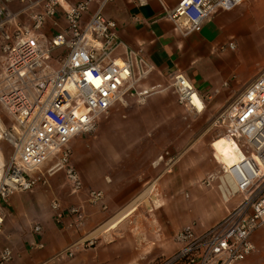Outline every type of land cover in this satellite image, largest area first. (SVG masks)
Returning <instances> with one entry per match:
<instances>
[{
    "label": "built area",
    "instance_id": "1",
    "mask_svg": "<svg viewBox=\"0 0 264 264\" xmlns=\"http://www.w3.org/2000/svg\"><path fill=\"white\" fill-rule=\"evenodd\" d=\"M23 7L13 12L0 4L2 56L0 73V141L11 146L7 160L0 147V207L15 192L32 191L47 185L48 178L41 166L54 160L47 170L51 175L64 172L70 192L84 194L91 205L103 204L104 193L85 189L79 171L71 161V141L79 135H93L99 120L125 96L143 101L160 90V86L138 89L139 83L155 67L141 49L127 47L119 38L117 24L103 15L106 3L113 0H17ZM143 0H139L141 3ZM244 0H178L176 6L165 10V17L173 21L174 29L182 36L201 30L217 9L229 10ZM97 7L88 18L90 6ZM40 10L34 11L35 7ZM33 10V11H32ZM30 11V24H21L18 16ZM62 15L65 26L45 42L37 34L48 19ZM53 25L57 26L55 20ZM13 26L11 30L6 27ZM227 47L236 48L234 41ZM56 50H61L58 67L50 64ZM229 81H224L227 87ZM168 87L179 105L195 115L205 109V96L181 72H172ZM217 92V90L215 91ZM207 98H210L207 96ZM8 120V126L5 122ZM211 128L231 141L238 153V162L229 166L213 153L219 170L209 175L207 185L218 176L225 178V202L238 198V203L214 226L197 231L186 225L175 235L179 250L155 264H237L255 249L252 234L264 231V71L258 74L211 121ZM220 131V132H219ZM212 145V143H211ZM214 151V148H213ZM170 171L175 158L168 151ZM55 221L69 229L85 226L82 206H64L54 197L50 202ZM3 216L0 212V230ZM35 234L42 232L39 223L33 225ZM96 238L87 239L83 247H95ZM40 248V243H34ZM66 249L57 257L72 256ZM13 258L12 249L0 251V264Z\"/></svg>",
    "mask_w": 264,
    "mask_h": 264
},
{
    "label": "crops",
    "instance_id": "2",
    "mask_svg": "<svg viewBox=\"0 0 264 264\" xmlns=\"http://www.w3.org/2000/svg\"><path fill=\"white\" fill-rule=\"evenodd\" d=\"M79 1L68 0V3ZM260 1L264 0H244L232 9H217L200 31L186 36L176 31L173 21L165 17V10L174 8L178 0H143L141 3L139 0H113L105 4L102 13L116 22L120 40L127 47L141 49L155 67L139 83L138 89L159 85L160 90L145 97L143 101L125 96L122 102L114 104L100 118L99 129L95 135L86 139V147L81 141L75 140L76 156L81 157L75 167L80 172L84 188L102 191V203L106 206L91 205L83 193L72 194L67 187L68 203L83 208L84 228H67L65 223L69 217H65L64 224L57 223L50 209L53 198L49 202L45 200V203V196L40 193L29 196L13 193L7 202L1 204L3 226L0 230V251L9 247L13 253V258L5 264H155L179 250L175 235L187 222L178 224L172 203L164 209L156 204L165 173L160 170L153 178L151 168L158 166L160 156L167 147L183 152L180 160L185 158L182 165L190 183H193L194 178L218 173L219 165L211 147L216 157L224 159L227 165L238 162L239 156L231 141L227 144L217 137L212 142L214 130L208 123L264 71V57L256 62L255 67L243 64V59L256 52V46L243 39L236 14L240 5ZM0 4L13 12L23 7L17 0H0ZM96 5L93 3L90 6L86 18L94 12ZM33 10L38 11L40 7ZM29 13L25 11L19 14L21 24H30ZM54 20L57 26L53 25ZM54 20L48 19L38 31L40 41L45 42L64 28L62 15ZM12 27L8 26L5 30L9 31ZM229 41L235 42L234 50L227 47ZM58 51L57 55L61 57V50ZM1 64L0 53V73ZM175 71L183 73L198 92L205 96V109L201 114L195 115L177 103L175 94L168 87L169 76ZM164 81H167L166 86ZM224 81H229L227 87L223 86ZM179 120L188 122L187 132L180 137L178 134L183 130L166 126L167 122L177 123ZM100 133H104L102 140L95 142ZM163 135L170 137L162 144L157 137ZM197 152H203L204 155L199 157ZM151 181L153 187L144 199L151 197L155 188L153 205L150 203L148 209H138L144 199L131 205L151 186L146 187ZM225 183V178L218 176L206 187L208 190L205 188L204 194L193 192L189 195L187 207L200 208L199 211L193 209L190 212L191 218L200 217L201 225L197 231H204L217 224L238 203L231 200L225 202ZM47 185H50L49 180ZM129 205L132 207L124 217L109 229L106 227L89 237ZM36 223L42 226L40 234L32 230ZM90 238H96L98 244L95 247H83L82 243ZM251 241L254 251L237 264H264V231L256 230ZM34 243L42 246L35 247ZM69 248L73 252L72 256L57 257L59 252Z\"/></svg>",
    "mask_w": 264,
    "mask_h": 264
},
{
    "label": "rangeland",
    "instance_id": "3",
    "mask_svg": "<svg viewBox=\"0 0 264 264\" xmlns=\"http://www.w3.org/2000/svg\"><path fill=\"white\" fill-rule=\"evenodd\" d=\"M236 12H237L236 13L237 18L239 19V23H240V28L242 29L243 39L250 41L256 46V52L249 55L247 59L245 60L243 59V64L247 67L252 68L256 66V62L259 59L264 57V1H260L257 3H250V4H242L237 8ZM57 54H59V51L58 52L55 51L50 59V64L54 68L58 67L57 59L60 58V56ZM163 83L165 86L167 85V81H164ZM0 113L1 115H4V116L6 114L5 110L2 108H0ZM211 121L208 123L209 127L211 126ZM5 122L8 126L9 122L6 118H5ZM187 123L188 122H186V120L185 121L179 120L177 121V123L176 121L167 122L166 126L167 127L169 126L170 128L172 127L173 129L177 128L179 131L183 130L182 132H179L178 134L179 135L178 137H180V136H183V134L187 132V128H188ZM99 125H100V120H99ZM184 126L185 128H183ZM98 129H99V126H98ZM97 131L94 133V135L97 133ZM103 135L104 133H100L98 135V138L95 140V142H99V140H102ZM91 136L92 135H79V136H76L71 141L70 143V147L72 151L71 161L74 164V166L76 165V161L78 159L79 160L81 159L80 156L79 157L76 156L77 153L74 147L75 140L81 141V143H83V145L86 147L88 143L86 139H89ZM219 136H220V133H217L216 131H214L212 142L214 141V139H216ZM169 137H170L169 135H163V136L157 137V139L163 144L168 141ZM183 139H185V136L183 137ZM0 147L2 148L4 152V159L7 160L8 156L11 153V146L6 141L2 140L0 141ZM167 150L169 152V155L175 158V162L172 164L170 171L166 170L167 169V165H166L167 158L166 157H164V159L161 160L158 166H154L151 168V171L153 172V176H154L153 178H155L158 171L160 170H164L163 172L165 173V175L163 176L161 180V188H160V194H159L160 198L156 202V204L157 203L160 204V207L164 209L165 207H168L170 203H172L176 210L175 218L177 219L178 224L180 225L181 223H183V221H186L187 222L186 225H193L195 229H198V226L201 225L200 217L197 219L191 218L190 212L193 211V209L194 211H199L200 208L197 209L196 208L197 206L187 207L186 204H187V201L189 200V195L192 194L193 192H195L196 194L205 193V188L206 187L208 188V186H210V184L207 185L206 183H204L208 176L206 177L200 176V177L194 178L193 183L192 182L190 183L189 181H187L184 175L185 168L183 167L182 163L185 158H181L180 160V156L183 154V152L173 149L172 147H167L166 151ZM211 150H212V153H214L212 147H211ZM164 153L165 151L163 152V154ZM196 154L199 157H202L204 155L203 152H197ZM53 161L54 160L47 161L43 166H41V171L46 175V177L49 180V184H50L49 186L39 185L32 191L15 192V193H19L24 196H29V195H34L35 193H40L41 195L45 196L43 197L44 202L45 200H48L49 202L51 198L56 197L62 202L64 206H69L70 205L68 203L69 202L68 201L69 191L67 188L68 186L64 184L65 182L64 172L59 170L52 175H48L47 173V170L48 168L52 166ZM152 183L153 181H151V183L146 185V187H148ZM170 191H172L171 195H169ZM154 193H156L155 188L153 190V194L151 195V197H149L148 199H144L143 204L139 205L138 209H141V210L148 209L150 203L151 205H153L154 201H153L152 196L154 195ZM231 201H239V199L234 198Z\"/></svg>",
    "mask_w": 264,
    "mask_h": 264
},
{
    "label": "bare ground",
    "instance_id": "4",
    "mask_svg": "<svg viewBox=\"0 0 264 264\" xmlns=\"http://www.w3.org/2000/svg\"><path fill=\"white\" fill-rule=\"evenodd\" d=\"M218 138L223 139V140L225 141V143H227V144L229 143V140L226 139L225 137L219 136ZM218 159L226 164V162H225L224 159L219 158V157H218ZM0 160H1V161L3 160V159H2V155H0ZM226 165H227V164H226ZM152 187H153V185L149 186L145 192H143L138 198H136V199L132 202L131 205L138 204L141 200H143V199L146 197V195L151 191ZM131 205H129V206H127L125 209H123V210H122V211H121L116 217H114L113 219H111L109 222L105 223L103 226H101V227H99L98 229H96L95 231H93V232L89 235V237L98 234L99 232L103 231L106 227H108V229H109V228L111 227V225H113L116 221H118L119 219H121L122 217H124V216L129 212L130 208L132 207ZM105 231H106V230H105ZM85 238H86V237H85ZM81 241H82V240H81Z\"/></svg>",
    "mask_w": 264,
    "mask_h": 264
}]
</instances>
